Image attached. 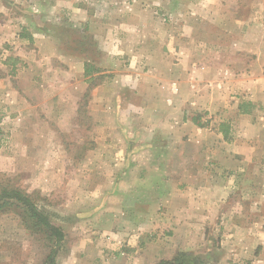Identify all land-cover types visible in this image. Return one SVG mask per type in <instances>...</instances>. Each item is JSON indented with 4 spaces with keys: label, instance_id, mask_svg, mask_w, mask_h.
<instances>
[{
    "label": "crops",
    "instance_id": "0c3cea01",
    "mask_svg": "<svg viewBox=\"0 0 264 264\" xmlns=\"http://www.w3.org/2000/svg\"><path fill=\"white\" fill-rule=\"evenodd\" d=\"M112 2L0 0V48L25 64L19 77L44 73L47 61L67 65L71 93L78 75L101 77L85 105L96 146L68 176L85 196L70 201L87 226L73 251L106 248L120 264L183 251L234 264L253 253L264 264V24L238 1ZM114 10L125 17L108 22L103 12ZM44 20L93 34L101 53L65 52ZM108 30H130L131 43ZM59 68L50 64L54 76Z\"/></svg>",
    "mask_w": 264,
    "mask_h": 264
},
{
    "label": "rangeland",
    "instance_id": "374dc122",
    "mask_svg": "<svg viewBox=\"0 0 264 264\" xmlns=\"http://www.w3.org/2000/svg\"><path fill=\"white\" fill-rule=\"evenodd\" d=\"M105 1L110 2L109 5L114 4L112 0ZM236 1L240 10L245 8L241 14L251 16L256 25L261 21L264 24V0H230L228 4L232 5ZM103 16L111 23L125 17L116 10L103 12ZM64 17L58 14L56 21ZM39 21L42 24L43 21ZM52 23V20H44L50 33L61 34V48L65 52L76 50L81 56L86 52L95 57L101 53L97 46L98 39L93 34L85 35L84 31L79 30L70 33L68 28H60ZM119 31L108 30L107 35L115 38L117 32L118 38H125L127 43H131V31ZM223 47L227 49L225 45ZM11 51L13 49L9 46L3 45L0 48V189L20 188L30 193L39 209L61 228L64 239L56 255L57 264H120L118 253H109L106 248L94 253L73 251V246L83 240L87 226L82 223L83 220H76L78 216L71 212L73 207L78 209L77 205L70 202L75 195L73 192L79 196L77 199L81 200V204L85 196L83 191H73L68 176L72 175L70 172L79 164L83 169V155L96 146L94 139L98 132L91 126L85 105L90 89L101 77L84 81L78 75L79 70H75L78 78L71 93L63 69L67 68L64 62L47 61L44 63V73L33 70L31 74L19 77V68L25 67V64L7 59ZM123 59L118 69L125 71L130 64L127 65ZM50 64H60L62 72L54 76ZM55 90L60 93H54ZM130 95L125 94L124 97ZM74 105L75 114L71 115L70 107ZM255 166L259 170V163ZM55 170L64 172L58 175ZM87 197L97 200L93 195ZM10 201L0 208V264H43L50 247L47 234L33 226L32 219L23 208L15 201ZM178 253L184 255L180 258L186 264H213L212 254L209 253ZM253 255L250 253L243 260L237 255L233 256L234 264H252Z\"/></svg>",
    "mask_w": 264,
    "mask_h": 264
},
{
    "label": "trees",
    "instance_id": "16d2710c",
    "mask_svg": "<svg viewBox=\"0 0 264 264\" xmlns=\"http://www.w3.org/2000/svg\"><path fill=\"white\" fill-rule=\"evenodd\" d=\"M89 74L88 70H85V75ZM15 201L24 211L27 212L32 224L40 231L45 232L48 236L50 247L46 254L43 264H57L56 255L61 246V242L64 239V232L61 228L55 225L48 215L34 203L30 193L23 191L20 188L2 187L0 189V208L5 204ZM10 201V202H9ZM182 253H178L170 260H161L157 264H186Z\"/></svg>",
    "mask_w": 264,
    "mask_h": 264
}]
</instances>
